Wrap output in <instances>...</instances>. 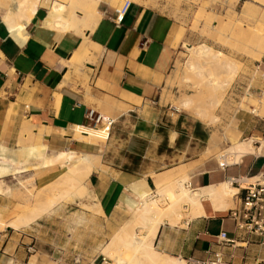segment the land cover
<instances>
[{"label": "crops", "instance_id": "1", "mask_svg": "<svg viewBox=\"0 0 264 264\" xmlns=\"http://www.w3.org/2000/svg\"><path fill=\"white\" fill-rule=\"evenodd\" d=\"M116 11L101 1L97 6L99 18L92 28L83 26L68 32L44 27L47 12L42 15L41 7L28 24L12 32L0 19V155L15 163L37 159L31 156V147L30 151L29 147H18L6 155V148H14L26 138L21 132L30 124V131L42 139L47 152L66 150L85 155L93 166L87 182L92 205L98 201L103 213L95 214L100 224L94 228L100 229L102 236L126 219L131 201L138 203L143 195L152 194L155 185L149 173L120 169L103 161L98 147L109 133L89 129L85 112L94 109L112 118L132 113L150 101L170 64L169 48L179 40L171 16L158 9L132 2L119 23L114 22ZM261 150L263 146L254 153ZM218 163L209 159L191 166L186 186L198 190L230 177L264 173V157L255 154L243 156L237 164L220 167ZM235 203L234 197L233 207ZM23 206L24 202L2 204L0 217H7L9 211L16 213ZM233 207L217 212L203 198V214L191 219L182 216L175 224L164 220L153 245L159 252L186 262L205 260L213 252H221L228 264H264V254L243 256L245 246H263L264 242L254 236H240L229 216ZM222 231L231 242L218 240ZM23 233L20 231L15 239L9 236L0 240V264H28ZM67 239L69 244L70 236ZM55 247L53 258L56 251L67 252L59 245ZM69 254L72 258L80 256L74 251Z\"/></svg>", "mask_w": 264, "mask_h": 264}, {"label": "rangeland", "instance_id": "2", "mask_svg": "<svg viewBox=\"0 0 264 264\" xmlns=\"http://www.w3.org/2000/svg\"><path fill=\"white\" fill-rule=\"evenodd\" d=\"M52 1L62 2L65 7L70 8V20L73 25L77 29L83 28L87 22L83 9L90 8L89 2L83 5L70 3L68 0H40L42 15L46 14ZM102 1L116 6L117 9L123 2ZM246 1L248 0H217L212 3L210 0H131L171 16L179 40L169 48L170 64L151 100L132 113L112 117L114 121L108 138L98 147V153L104 162H111L120 169L149 173L152 178L154 173L162 171H169L175 177L177 172H188L191 166L203 164L209 159L219 162L214 155H203L202 152L206 149L212 153L221 152L229 144L244 140H252L256 150L262 142L264 144V110H255L257 104L264 107V0L245 3ZM1 5L4 7V4ZM243 6L248 9L247 16L242 14L245 10ZM3 7L0 8V16L5 14ZM232 21L235 25L231 28ZM237 22L241 28L236 26ZM255 33H259V36H254ZM198 46L209 47L212 54L221 52L235 65L241 62L245 67L237 70L234 82L229 85H223L224 74L214 75L222 85L217 90L195 86L196 74L186 83L182 73L191 62L196 60L205 64V69L208 68L210 59L192 55L188 50ZM248 83H251L252 87L246 92ZM244 93L247 97L242 101ZM184 98H190L193 107L201 109L203 116H197L196 109H181L180 101ZM30 142L24 138L14 148L5 147L6 155L13 154V149L18 147L30 148ZM51 153L54 152L48 151V156H51ZM254 154L264 157V150ZM180 157L183 158L182 162H178ZM0 158L2 165L3 162L8 164L0 165L4 168L0 171V186L4 188L0 187V205L15 206L24 202V205L34 207L37 204L36 199L38 202L46 201L52 189L56 192L69 189L59 185L58 180H52L55 182L42 187L43 184L33 177L35 167L41 160L15 163L4 154L0 155ZM18 160L22 158L18 156ZM86 188L88 197L82 200L78 197H60L50 208L43 211L40 217H36V221H31L28 225L15 221L19 210L16 213L6 212L7 217L2 214L0 220L14 221L17 227L1 229L0 240L9 236L15 239L20 231L25 232L23 247L30 258L26 260L28 264H101V254L106 256L108 264H111V259L101 251L131 215V211L116 228L108 230L109 232L104 231L102 236L100 229L94 228L100 224V220L92 210L94 207L88 184ZM163 198L159 194H152V199ZM132 231L139 236L144 233L143 229L137 226ZM69 236L71 241L67 244ZM56 245L67 252L56 251L53 258L52 248H56ZM244 248L243 256L264 254V245ZM72 251L80 256L72 258L69 254ZM221 264L228 263L223 261Z\"/></svg>", "mask_w": 264, "mask_h": 264}, {"label": "bare ground", "instance_id": "3", "mask_svg": "<svg viewBox=\"0 0 264 264\" xmlns=\"http://www.w3.org/2000/svg\"><path fill=\"white\" fill-rule=\"evenodd\" d=\"M68 1L70 3L77 2L83 5L89 2L90 8L84 7L83 9L85 17L87 18V22L84 26L92 28L96 24L99 18L97 6L102 0ZM210 1L212 3L217 2V0ZM250 2L256 1L248 0L245 3ZM0 3L4 4L5 7V14L0 16L1 22L10 32L19 26L28 24L35 16L39 7H41L40 0H0ZM1 4L0 6L3 7ZM44 4L45 3H42V5ZM243 8L245 10L242 14L247 16L248 9H246V6H243ZM70 11L71 9L65 7L64 3L52 1L47 7V15L43 21V26L64 32L77 29L70 20ZM233 24L235 25L233 21L230 22L231 28ZM236 26L241 28L238 22ZM253 35L259 36V33ZM188 50H190L192 55L210 59L207 69L204 67L205 64H200L198 61L194 60L182 73L183 80L186 83L191 81L193 74H196L195 80L197 82L195 86L198 88L202 87L206 90L208 88L209 90L219 89L221 83L218 77L214 78L213 76H220L221 74L225 75L223 85H229L234 82V76L237 70L245 67L244 63L241 62L235 65L226 55L221 54V52L212 54L211 49L207 46L188 48ZM251 87L252 84L248 83L245 91L247 92ZM246 97L247 94L244 93L241 100L245 101ZM180 107L187 111L196 109L195 114L199 117L203 116L201 109L193 107V102L190 98L181 99ZM255 110H264V107H262L261 104H257ZM29 128H23L21 133L31 141V156L41 160L38 166L35 167V173L34 176H32L43 184L42 187L55 182L52 180H58L59 185L69 187V189L66 191L61 189L60 192H56L55 189H52L46 201L38 202V199H36L37 204L34 207L24 205L21 210L18 211L17 219L15 220L23 225H28L31 221L36 220V217H40V214L50 208L55 203L54 201H56V199L59 200L60 197H78L81 200L88 197L86 184L93 170L92 163L85 155L77 156L66 150H58L51 153V156H48L46 144L40 137H35V134L33 135ZM261 146H264L263 142ZM254 152L255 148L253 147L252 140H244L229 144L228 147L221 152L217 151L216 153H212L206 149L202 154L214 155L219 163L231 165L234 163L237 164L243 156L254 154ZM179 161H183V158ZM176 174L177 175L174 177L173 173L164 171L160 174L153 175L152 180L155 185L153 193L159 194L160 197H164L163 199H152L153 193L151 192L152 194L143 195L138 203L131 201V215L119 227V230L113 234L109 243H107L101 251L111 259V264H188L185 260L163 254L154 247L153 240L159 225L163 223L164 220H167L169 224H175L182 216L191 219L194 216L203 214V198L209 200L213 209L217 212L226 211L233 205L236 188L230 185L229 180L208 188L190 190L186 186V181L189 180L190 173L185 171L183 173L177 172ZM248 179L249 178H243L244 181H249ZM165 202L166 204H164ZM92 206L94 207L92 210L95 214H102L98 201H95ZM83 208H85V206ZM135 226L142 228L144 233L140 236L135 234L132 231ZM6 227H17V225L14 221L0 220V230Z\"/></svg>", "mask_w": 264, "mask_h": 264}, {"label": "built area", "instance_id": "4", "mask_svg": "<svg viewBox=\"0 0 264 264\" xmlns=\"http://www.w3.org/2000/svg\"><path fill=\"white\" fill-rule=\"evenodd\" d=\"M131 0H123L122 4L116 11L115 23L122 20ZM85 119L89 129H102L109 133L113 124V119L103 116L94 109H88L85 112ZM220 167L226 164L218 163ZM248 176H237L228 178L230 185L236 188L234 197L235 206L229 210V216L233 219L236 231L242 237L254 236L264 242V173L249 176V181L243 178ZM247 179V178H246ZM253 179V180H250ZM218 240L222 243L231 242L225 231L218 235ZM101 264H108V258L101 254ZM191 264H221L223 256L221 252H213L212 256L205 260H191Z\"/></svg>", "mask_w": 264, "mask_h": 264}]
</instances>
